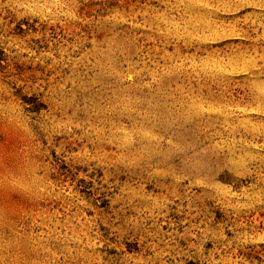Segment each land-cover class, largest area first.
Here are the masks:
<instances>
[{"label": "rangeland", "instance_id": "374dc122", "mask_svg": "<svg viewBox=\"0 0 264 264\" xmlns=\"http://www.w3.org/2000/svg\"><path fill=\"white\" fill-rule=\"evenodd\" d=\"M262 26L257 0H0V264H264Z\"/></svg>", "mask_w": 264, "mask_h": 264}, {"label": "bare ground", "instance_id": "6f19581e", "mask_svg": "<svg viewBox=\"0 0 264 264\" xmlns=\"http://www.w3.org/2000/svg\"><path fill=\"white\" fill-rule=\"evenodd\" d=\"M253 1V0H251ZM214 2V1H213ZM229 3V2H228ZM257 3H259L260 5H263L264 4V0H257ZM263 27V26H262ZM263 30H264V27H263Z\"/></svg>", "mask_w": 264, "mask_h": 264}]
</instances>
